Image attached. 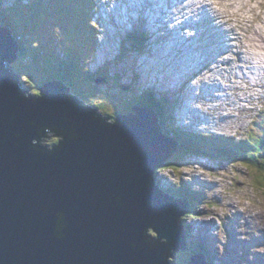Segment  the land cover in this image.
<instances>
[{"label":"rangeland","instance_id":"obj_1","mask_svg":"<svg viewBox=\"0 0 264 264\" xmlns=\"http://www.w3.org/2000/svg\"><path fill=\"white\" fill-rule=\"evenodd\" d=\"M16 1L22 4L25 2L29 5L34 4L32 0ZM48 1L51 3L52 0H45L46 3ZM196 2L198 4H195ZM6 3L8 6L16 5L15 0H5L2 5L7 7ZM94 4L90 19L85 14L79 18L75 8H72L65 18L56 19L53 14L50 15L47 18L49 24H41L38 31L33 32L34 37L31 42L36 44L35 48L33 45L31 47L34 51L30 54L33 56L23 61L25 63L32 61L29 64L32 68L30 71L32 74L29 75L32 80L28 83L20 73L22 83L25 84L23 88L32 96L38 95V84L45 81V74H49L48 80L52 76L49 69L51 71L53 69L51 64L54 63L53 57L58 55L64 57L63 51L65 52L68 46L75 43L78 44L76 46L78 50H85L82 64L91 65L88 72L98 75L96 78L85 73L86 77L83 80H80L81 77L78 78V82L80 80L82 85L80 83L77 90L88 100L82 94L79 98L82 101L84 98L91 104L87 106L98 109L102 116L112 117L109 119L110 123L114 122L119 112L127 115L132 111L137 97L139 102L144 98L143 91L156 90V97L160 99L158 103L161 105L167 103L172 112V114L169 110L168 113L166 112L169 118L175 117L176 114L180 116L176 117V121L169 120L170 127L178 131L184 128L183 122L193 128L194 135L191 134L190 138L179 136L180 139L189 143L191 138H199L201 141L197 148H206L204 154L196 152L190 155H181L179 151L181 149L177 148L176 151L180 155L178 161L168 165L169 159H167L166 163L157 166L153 175V178H156L154 183L159 190H164L175 198H182L183 195L191 196L196 202L197 208L194 214L182 215V221L186 222L190 231L192 230L187 233L184 226V238L186 240L190 237L188 238L190 244L174 249L173 257L169 256V260L172 259L171 264H188L192 255L196 254V252L192 254L193 250L202 249L204 247L202 244L206 243L214 255H212L214 264H233L234 261L236 264H264V254L259 251L264 247V155H260L257 164L226 156L234 152L230 149V145L239 148L238 144L244 139H250L253 143L258 137L264 136V88H262L264 78L252 89L250 88L252 84L246 82L248 79H256L264 72V61H255L243 50L246 42L264 43V27H261L264 24V0H250V4H244L240 19L234 20L231 27L218 22L215 15L208 17L206 13L208 11L209 14L210 11L206 0H97ZM124 5L131 6L129 17L133 18L135 15L136 18L129 20L124 15ZM109 9H113L114 14L124 21L111 24L109 27L105 19ZM143 9L148 10L142 14L140 10ZM2 13L8 19H15V15L8 14L4 9ZM191 13H195L194 17H197L198 23L189 22L194 20ZM152 16L154 20L158 17L167 18L173 28L183 26L187 21L191 25L188 35L170 28L161 30L159 23L152 20ZM66 21L70 22V25L65 24ZM115 21L113 18L112 22ZM141 23L145 26L139 27ZM82 28H86V31L81 32ZM67 29H70L69 32H66ZM58 30L62 31L59 32L60 38L57 34ZM119 31L123 32V35H128L125 44L121 41L124 38L118 33ZM30 32V30L25 31L23 36L29 39ZM141 32L146 37V41H150L149 32H151L153 36H158L160 41L170 42L165 44L164 56L159 58L161 64L157 58H145L146 48L140 53L135 49L131 50L129 40L132 39L133 47L136 46V33ZM173 35L176 38L182 35L191 39L180 40L176 45L171 42ZM220 39L224 41L227 39L228 42L220 43ZM23 40V38L19 40L21 47L24 46ZM24 49L27 47L24 46ZM220 51L224 53L220 54ZM90 52L97 55L92 56ZM94 57L96 62L92 61ZM140 59L143 61L141 67H139ZM206 61H209V66L202 68V62ZM15 63L18 65L20 60L16 59L9 65ZM75 66L81 67L80 63H76ZM84 66L81 67L83 70L86 67ZM38 68L43 71L40 73ZM72 81L76 82L75 79ZM214 82L217 83V87L223 84L222 88L216 90L212 86ZM207 83L211 86L208 85L209 91L204 85ZM237 83L250 84L248 85L250 87L245 89L239 87ZM225 87L227 89H224ZM197 92L203 94L206 99L205 104L202 105L203 112L197 107L199 104L198 96L195 95ZM246 95L247 98L244 97ZM201 99L204 100L203 97ZM188 101L192 113L189 111L186 114ZM143 107L147 106L143 105ZM151 109L155 111L154 107ZM210 115L215 118L214 122L208 118ZM185 117L188 119H184ZM191 117L193 118L190 119ZM198 122L203 126L207 125L210 128L209 132H201ZM213 123L218 129L216 133L225 139H220L217 143V148L220 149L219 151L216 149L217 152L207 149L208 147L202 144L203 141H214L213 137L216 134L210 132L215 130ZM182 130L187 132L185 129ZM60 140L61 137L56 135V143ZM223 150L225 153L221 152ZM176 158L175 156L173 159ZM197 222L202 228L211 229L213 239L209 234L203 235L201 227L198 231L193 230ZM189 246L191 249H187ZM221 250H223L222 256L219 254ZM205 255L208 259L212 258L206 250ZM250 256L252 259H249Z\"/></svg>","mask_w":264,"mask_h":264},{"label":"water","instance_id":"obj_2","mask_svg":"<svg viewBox=\"0 0 264 264\" xmlns=\"http://www.w3.org/2000/svg\"><path fill=\"white\" fill-rule=\"evenodd\" d=\"M8 35L0 29V264H171L191 202L155 187L177 147L158 114L135 105L108 123L58 81L28 96L6 68Z\"/></svg>","mask_w":264,"mask_h":264},{"label":"trees","instance_id":"obj_3","mask_svg":"<svg viewBox=\"0 0 264 264\" xmlns=\"http://www.w3.org/2000/svg\"><path fill=\"white\" fill-rule=\"evenodd\" d=\"M16 1V0H15ZM93 0H52L51 3L48 1V4H52L53 6H47L45 5V0H32L31 2H34L33 5H29L28 3L26 4H22L16 1V5H12L10 6V9H6L8 14H13L15 15V19L11 18L8 19L6 17V15H4L2 13V9L0 8V25L3 27H6V29L8 28V30L10 31L11 35L14 37V39L17 38H23L25 40H23L24 46L27 47V49H24V46H19V44L17 43V47L16 50L19 51L17 56L18 59L20 60V63L18 65L15 64H11L13 69L16 70L19 74L21 72H25L26 70L30 71L32 70L31 66L29 65L32 61H28L27 63L23 62L24 59H26L27 57L31 58V56H33V54L31 55L30 52L34 51L31 49L32 45L36 46L35 43H32L31 40L33 39L34 35L33 32L38 31L37 29H39V27L42 25H46L49 24V21L47 20V18H49L50 15H54V17L56 19H60V18H65L67 15H69V12L72 8H75L77 15L80 17L83 16V14L88 15V18L90 19V17L92 16V11L93 8L95 7L94 1L93 3L91 2ZM22 2V1H21ZM32 6V7H31ZM38 6V8H37ZM19 7V8H18ZM84 16V17H85ZM80 20V19H78ZM85 20V19H84ZM17 24V25H16ZM65 24L70 25V22H65ZM25 28H27V30H30L31 32L29 33V39L28 38H24L23 34H25V31H27ZM70 29H67L66 32H69ZM12 31V32H11ZM86 31V28H82L81 32ZM62 32L60 30H58L57 34L58 37L60 38V33ZM39 41H41V39L39 38ZM132 41V40H131ZM135 41L137 42V46L139 50H141L146 43V37L142 34H138L137 33V37L135 38ZM31 42V44H30ZM41 43V42H39ZM27 44V45H26ZM60 46H63V44L58 43ZM78 45V44H77ZM75 43L71 44L70 46H68L65 50V52L63 51V56L61 57L60 55H58V57H53L54 58V63L52 64V71L49 69V71L51 72L52 76L50 77V79L52 80H61L67 87H71L72 91L74 93L75 96H80L79 91L77 90L80 83L82 85V82H80V80H83L86 75L90 73V71L88 72V66H84L82 64V58H83V54L85 52L84 49L78 50V47ZM90 46V44H89ZM29 49V50H28ZM24 53V54H22ZM90 54L92 55V52H90ZM79 64L81 65V67H85V69L83 70L80 66H75V64ZM20 66V68L18 67ZM40 70V73L43 71L42 69L38 68ZM21 71V72H20ZM45 81L39 83V88L41 86H43L46 82H48L49 80L47 79L49 76V74H45ZM72 77V78H71ZM80 78L79 82H78V78ZM24 78L27 80L28 83L29 80H32L31 76L24 74ZM72 79H75V83L74 81H72ZM48 80V81H47ZM38 88V93L39 96L42 95L41 91ZM67 94L70 95V91L67 92ZM142 94L144 95V98L141 99V102L144 106H149V107H154V109L158 112L159 116H158V123L159 126L161 127L160 129V133L166 135L167 137L172 136L174 139L175 137L173 135H171V132H175L176 137L179 139L180 136L182 137H191L192 133H188V132H183L180 129H178V131H175L176 128L170 127V125L168 124L169 120L173 119V118H169L170 116L166 114V112L168 113V110L170 111V114H172L170 108L167 106V103H164V105H161L158 103V99L156 97V92L154 91H143ZM161 100H163V98H161ZM89 105H91L89 102H87ZM139 103V99L137 97V100L135 101V103H133V106H137V104ZM94 106V105H92ZM132 106V107H133ZM95 107V106H94ZM98 110V109H97ZM99 111V110H98ZM134 111V109L132 110V112ZM131 112V111H130ZM129 112V113H130ZM128 113V114H129ZM119 114H121L119 112ZM115 117V116H113ZM192 134V135H191ZM193 138H191V140H189V143L185 142L184 140H178V145L179 148L181 150L180 153L181 155H187V154H194L196 152H200L202 154H204V149H198L195 145H191V144H197L199 143V141H201L199 138L194 139V141H192ZM220 139H214V141L210 140V141H203L202 144L207 146V149H212L215 150L216 149L219 151L220 149L217 148V143L219 142ZM248 139V141H246L245 144H243L242 142L239 143V148L230 145V149L232 151H234L233 153H229L226 154V156H228V158H234L235 160L239 159V160H247V162L249 163H258L259 159L261 158L262 155H264V140H261L260 138H258V140L256 142L251 143V140ZM191 146H190V145ZM228 145V144H227ZM255 150V151H254ZM237 153H236V152ZM217 152V151H216ZM215 152V154H217ZM224 152L225 151H221ZM255 152V153H254ZM257 152V153H256ZM214 154V156H216ZM261 155V156H260ZM177 157L175 160H173L175 162H177L179 159L178 157L180 155H178L177 152H175V154H171V156L169 158L173 159L174 157ZM243 157V158H240ZM258 159V160H257ZM169 165V164H168ZM184 196V195H183ZM187 249H191V246L187 247ZM209 252V251H208ZM194 253V252H193ZM208 260V259H207ZM208 262H212L211 259L208 260ZM214 264V263H211Z\"/></svg>","mask_w":264,"mask_h":264},{"label":"clouds","instance_id":"obj_4","mask_svg":"<svg viewBox=\"0 0 264 264\" xmlns=\"http://www.w3.org/2000/svg\"><path fill=\"white\" fill-rule=\"evenodd\" d=\"M246 3L250 4V0H231V2L229 0H206L210 13L214 14L217 21L226 27L233 26V21L240 19V12L243 11V5ZM261 27H264V24ZM243 50L255 61H264V43L246 42ZM259 251L264 254V247L260 248ZM219 254L222 256L223 250ZM249 259L252 257L250 256Z\"/></svg>","mask_w":264,"mask_h":264},{"label":"bare ground","instance_id":"obj_5","mask_svg":"<svg viewBox=\"0 0 264 264\" xmlns=\"http://www.w3.org/2000/svg\"><path fill=\"white\" fill-rule=\"evenodd\" d=\"M97 0H94V2H96ZM98 1H100V0H98ZM102 2V1H101ZM103 3V2H102ZM157 3V2H156ZM151 4V3H150ZM195 4H198V2H196ZM14 5V4H13ZM133 6V5H132ZM150 6V5H149ZM10 7V6H9ZM173 7V6H172ZM202 10V9H201ZM158 12V11H157ZM156 12V13H157ZM159 13V12H158ZM207 15H208V17L209 16H211V15H214V14H212V13H209L208 14V11H207V13H206ZM160 15V14H159ZM152 20L154 21V22H157V23H159V25H160V27H161V30L162 29H166V28H168V27H165L164 25H169V20L167 19V18H164V19H162L161 17H158L157 19H153V16H152ZM150 21V20H149ZM166 31V30H165ZM10 36H11V38H12V42H13V44H14V47L16 48L17 47V43L19 44V46H20V38H17V39H14V37L11 35V33H8ZM138 34H142V32L141 33H138ZM24 37V36H23ZM136 37H137V33H136ZM25 38V37H24ZM17 41V43H16V41ZM25 40V39H24ZM147 42H149V41H146V43ZM163 42V41H162ZM138 45V44H137ZM137 45L136 46H134V49L136 50V51H140L139 49H138V47H137ZM146 47H143L142 49H141V51H143L144 49H145ZM144 53L142 52V55H143ZM252 64V63H251ZM264 78V72L263 73H261L256 79H252V80H250V79H248V80H246V82H250L252 85H256V84H259L260 83V81H262V79ZM254 82H257V83H254ZM221 85V86H220ZM222 86H223V84H219L218 85V87L221 89L222 88ZM254 87V86H253ZM219 89V90H220ZM153 91V90H152ZM248 92H245V94H247ZM257 96H258V94H256ZM42 95H40L39 96V94L38 95H33L32 97H41ZM245 98H247L248 96L246 95V96H244ZM79 100H80V98H79ZM82 101V100H81ZM87 106V105H86ZM139 106V105H138ZM88 107H90V106H88ZM90 108H92V107H90ZM144 108H146V107H144ZM147 108H150L149 106H147ZM95 109V108H94ZM151 109V108H150ZM179 109V108H178ZM178 109H177V111H178ZM96 110V109H95ZM180 110H181V108H180ZM196 110H197V108H196ZM192 112V111H191ZM129 114H132V115H137V111L136 110H134L133 112L131 111ZM129 114H127V115H129ZM99 115L101 116V117H107L108 119H107V122L108 123H110L109 122V119L110 118H112V117H108V116H102L101 115V113L99 112ZM225 115V114H224ZM179 115H175V117H173V120L174 121H176L177 120V118L176 117H178ZM180 117V116H179ZM182 117V116H181ZM188 117V116H187ZM187 117H185L184 119H188ZM197 117H199V116H197ZM183 118V117H182ZM193 117H191L190 119H192ZM209 119H210V121H213L214 122V117H213V115H210L209 117H208ZM116 119V118H115ZM111 121V120H110ZM223 121H225V120H223ZM112 122V121H111ZM115 122V121H114ZM114 122H112V123H114ZM226 122V121H225ZM199 123V122H198ZM231 123V122H230ZM214 124V128H215V130H213V131H215V132H213V131H210V132H212L213 134H216V136L215 137H213V139H224V138H222V137H220L219 135L220 134H217L216 133V131H218V129H217V127H216V125H215V123H213ZM182 127H184V128H182V129H185L187 132H190V133H192V134H194V132H193V128H190L189 127V125L188 124H184L183 122H182ZM188 125V126H187ZM200 125H202V124H200L199 123V126H198V128L200 129V130H202L201 132H209L208 131V129H210L207 125H202L203 126V128H201V126ZM181 128H180V130L181 131H183ZM184 132V131H183ZM172 135L175 137V142L177 143V147H176V149L177 148H179V145H178V140H180V138L178 139L177 137H176V135H175V132L173 131L172 132ZM72 136V135H71ZM71 136H70V138L69 139H71ZM178 136H180V135H178ZM228 138V137H227ZM226 138V139H227ZM62 139H63V137H62ZM225 140V139H224ZM61 142V141H60ZM228 145H229V143H227ZM198 145H199V143H197L195 146L196 147H198ZM176 149L173 151V152H171L170 154H175V152H177L176 151ZM180 149V148H179ZM237 153V152H236ZM170 156H168L167 158H169ZM160 168V167H159ZM155 180V182H156V178L154 179ZM155 184V187L157 188V186H156V183H154ZM173 198H175V197H173ZM177 198H175V200H176ZM239 214V213H238ZM182 222V221H181ZM203 222H205V221H203ZM236 238V237H235ZM209 253L211 254V255H213L212 253H211V251H210V249H209ZM214 256V255H213ZM213 256H212V258H211V263H213L215 260H213ZM203 260H205L208 264H211L210 262H208V260L204 257V259ZM233 264H236L235 263V261L233 262Z\"/></svg>","mask_w":264,"mask_h":264},{"label":"flooded vegetation","instance_id":"obj_6","mask_svg":"<svg viewBox=\"0 0 264 264\" xmlns=\"http://www.w3.org/2000/svg\"><path fill=\"white\" fill-rule=\"evenodd\" d=\"M114 121H115V119H114Z\"/></svg>","mask_w":264,"mask_h":264}]
</instances>
